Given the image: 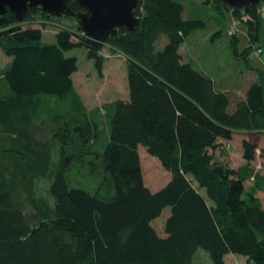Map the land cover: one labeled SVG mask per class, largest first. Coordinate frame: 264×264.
Masks as SVG:
<instances>
[{
    "label": "trees",
    "instance_id": "obj_1",
    "mask_svg": "<svg viewBox=\"0 0 264 264\" xmlns=\"http://www.w3.org/2000/svg\"><path fill=\"white\" fill-rule=\"evenodd\" d=\"M202 4L217 21L228 12L247 28L249 46L241 49L230 32L229 46L260 81L234 109L230 96L181 54L194 33L207 29L205 20L185 18L181 1L140 0L138 27L119 29L105 44L84 36L77 18V35L61 30L47 44L43 29L5 16L0 50L12 61L0 77V264H197L199 250L212 264H225L230 254L264 264V205L256 196L262 188L247 191L249 177L214 156L237 132H264V73L248 63L263 54L256 46L264 2L248 10L220 0ZM69 7L83 12L77 2ZM38 13L47 16L29 9L24 21ZM107 46L127 57L129 97L92 114L73 81L78 60L66 53L85 50L103 77ZM45 114L59 124L56 161L29 129ZM142 148L171 175L159 192L145 185ZM242 150L247 164L264 156L246 140ZM48 171L54 206L28 213L33 184ZM73 175L81 176L75 185ZM165 212L160 234L154 225Z\"/></svg>",
    "mask_w": 264,
    "mask_h": 264
},
{
    "label": "rangeland",
    "instance_id": "obj_2",
    "mask_svg": "<svg viewBox=\"0 0 264 264\" xmlns=\"http://www.w3.org/2000/svg\"><path fill=\"white\" fill-rule=\"evenodd\" d=\"M185 5V18L202 19L207 23V29L197 31L185 43L181 49V54L185 61L190 62L195 69L212 78L218 89L226 92L231 98V109L237 102L245 99L247 91L252 84L260 81L255 71H251L243 59L233 56L229 46L228 33L231 35L237 33L240 38L241 49L249 46L247 28L242 19H236L226 12L225 21L216 20V12L211 6L206 7L202 0H178ZM262 8V42L257 47H262L263 54L252 56L249 64L264 73V5ZM26 28L43 29L44 39L47 44L55 43V35L58 31L66 30L77 35V26L73 17H53L51 15L43 16L38 13L32 15L29 20L23 21ZM235 30V32L233 31ZM222 33L221 38H216L215 34ZM67 57H76L78 60V71L73 79L76 91L85 102L84 106L89 112L94 114L98 109H103L106 105L114 103L117 100H126L129 97V87L127 80V57L120 52H115L109 46L103 50V56L106 59L103 77L98 75L93 62L87 59V52L83 49L73 50L66 53ZM12 59L8 58L0 50V77H3L4 71L9 67ZM65 116L63 119H67ZM53 114L38 116L29 128L34 132L35 139L45 143L53 154L56 161L59 157L58 144L53 138L54 132L59 129L54 121ZM93 119V118H92ZM63 124V122H62ZM109 122L103 119L100 127L107 129ZM100 129V128H99ZM102 130V132H103ZM107 132V131H106ZM105 134L103 135V138ZM2 133H0V149L3 147L1 142ZM246 140L259 149H264V132H237L230 143H225L223 149L218 148L214 156L224 165L231 169L242 171L246 174L248 180L245 182L247 191H251L256 185L260 184L262 190L257 191V197L264 205V156H258L256 163L247 164L243 159L242 143ZM222 146V145H221ZM142 156V167L145 179V185L153 192H159L165 188L171 181V175L161 166L160 162L151 157L147 151L140 150ZM53 161V162H54ZM52 169V168H51ZM74 176V175H73ZM80 181L81 176H74ZM191 179V178H190ZM53 177L50 171L45 176L38 178L33 184L32 198L34 201L27 204L28 213H36L46 208L53 207V201L50 196V185ZM198 189L196 183L193 184ZM205 196L204 191L199 190ZM45 206L42 207V205ZM165 214L155 222V228L160 232L165 221ZM197 264H212L208 254L199 250L195 256ZM225 264H249L247 259L242 256L230 254L225 258Z\"/></svg>",
    "mask_w": 264,
    "mask_h": 264
},
{
    "label": "water",
    "instance_id": "obj_3",
    "mask_svg": "<svg viewBox=\"0 0 264 264\" xmlns=\"http://www.w3.org/2000/svg\"><path fill=\"white\" fill-rule=\"evenodd\" d=\"M77 2L83 12L76 15L69 2ZM140 0H0V25L10 12L21 23L29 9L40 8L53 17H73L79 20L84 36L95 43L105 44L119 29L134 31L139 25L135 11ZM233 9L248 10L264 0H220Z\"/></svg>",
    "mask_w": 264,
    "mask_h": 264
},
{
    "label": "crops",
    "instance_id": "obj_4",
    "mask_svg": "<svg viewBox=\"0 0 264 264\" xmlns=\"http://www.w3.org/2000/svg\"><path fill=\"white\" fill-rule=\"evenodd\" d=\"M257 69V68H256ZM74 76V75H73ZM73 81H74V79H73ZM75 84V83H74ZM78 93V92H77ZM127 100V99H126ZM84 102V101H83ZM84 104H85V102H84ZM222 144V143H221ZM252 144V143H251ZM254 145V144H253ZM225 146V142H223V144H222V146L220 147L221 149H223V147ZM243 151V150H242ZM165 221H166V219H167V217H168V212L166 213L165 212ZM165 221H164V223H165ZM164 223L162 224V226L164 227ZM161 230L163 229V228H160ZM161 236H164V235H161Z\"/></svg>",
    "mask_w": 264,
    "mask_h": 264
},
{
    "label": "built area",
    "instance_id": "obj_5",
    "mask_svg": "<svg viewBox=\"0 0 264 264\" xmlns=\"http://www.w3.org/2000/svg\"><path fill=\"white\" fill-rule=\"evenodd\" d=\"M260 53H261V50H258L257 52H256V55H260Z\"/></svg>",
    "mask_w": 264,
    "mask_h": 264
}]
</instances>
